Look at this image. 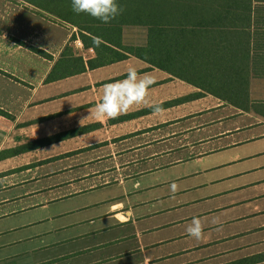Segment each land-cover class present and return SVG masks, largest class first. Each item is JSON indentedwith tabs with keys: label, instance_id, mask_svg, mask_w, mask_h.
I'll return each mask as SVG.
<instances>
[{
	"label": "crops",
	"instance_id": "0c3cea01",
	"mask_svg": "<svg viewBox=\"0 0 264 264\" xmlns=\"http://www.w3.org/2000/svg\"><path fill=\"white\" fill-rule=\"evenodd\" d=\"M77 33L24 0H0V109L11 115H0V264H264V29L252 31L240 101L234 61L232 85L224 74L184 81L133 55L46 82L66 44L95 56L70 41ZM130 66L154 78L152 104L173 103L116 121L68 115L99 103ZM113 186L120 195L89 193ZM74 196L84 198L62 209ZM193 216L200 240L185 231Z\"/></svg>",
	"mask_w": 264,
	"mask_h": 264
},
{
	"label": "trees",
	"instance_id": "16d2710c",
	"mask_svg": "<svg viewBox=\"0 0 264 264\" xmlns=\"http://www.w3.org/2000/svg\"><path fill=\"white\" fill-rule=\"evenodd\" d=\"M24 1L75 26L78 33L73 34L70 41L79 38L85 48L95 51V56L85 61L81 55L75 54L74 46L66 44L47 75L46 82L133 55L184 81L205 86L221 83V77L216 76L224 74L226 78L223 82L232 85L234 61V82L239 85L238 100L247 95L251 76L252 31L264 29V0H117L122 11L108 23L85 13H74L70 0ZM128 29L142 31L137 42L127 39ZM97 39L100 41L98 46L93 43ZM30 48L44 57L52 58L43 49ZM229 99L233 100L231 97ZM171 103L173 101L165 102L161 107ZM151 111V108H146L119 115L111 121ZM0 114L11 116L2 109ZM96 126L88 124L75 127L28 141L8 152L17 154L89 131Z\"/></svg>",
	"mask_w": 264,
	"mask_h": 264
},
{
	"label": "clouds",
	"instance_id": "9594fccd",
	"mask_svg": "<svg viewBox=\"0 0 264 264\" xmlns=\"http://www.w3.org/2000/svg\"><path fill=\"white\" fill-rule=\"evenodd\" d=\"M72 11L76 14L85 13L103 23H108L120 14L122 9L117 0H70ZM97 46L99 39L93 41ZM154 78L145 74L138 76L135 67H128L122 79H114L104 84L103 94L99 103L95 105V115L107 119H115L125 114L132 106L145 104L153 113L162 111L160 103L148 104L147 91L154 84ZM170 191L175 192L177 185L173 182L169 185ZM218 221L214 218L213 223ZM188 236L200 240L203 235L201 219L193 216L191 222L185 228Z\"/></svg>",
	"mask_w": 264,
	"mask_h": 264
},
{
	"label": "rangeland",
	"instance_id": "374dc122",
	"mask_svg": "<svg viewBox=\"0 0 264 264\" xmlns=\"http://www.w3.org/2000/svg\"><path fill=\"white\" fill-rule=\"evenodd\" d=\"M141 34H142V31L137 30V29L136 30L135 29H128L126 31L127 39L129 41H131V42H137L139 40ZM146 100H147L148 104H152V102H153V94H152V90L151 89H148V91H147ZM95 105H91V106H88V107H83V108H81L82 110L74 112V113H71V114H68V115H70V116H96L95 115ZM146 108H150V107H148L145 104L134 105L125 114H130L132 112H137V111H140V110H144ZM125 114H122V115H125ZM0 115H2V114H0ZM3 116H5V115H3ZM146 116H154V115H153V113H151V114L146 115ZM6 117H8V116H6ZM89 193H92L91 196H93V197L98 196L101 193H104V194L106 193V194H109V195H111V194L120 195L119 188L115 187V186L107 187V188L101 187V188H98L97 190H95L93 192H89ZM82 198H84V197L74 196L71 199L64 200L63 203H62L63 204L62 209L70 208L71 206H73L74 204H76L80 200H82Z\"/></svg>",
	"mask_w": 264,
	"mask_h": 264
}]
</instances>
